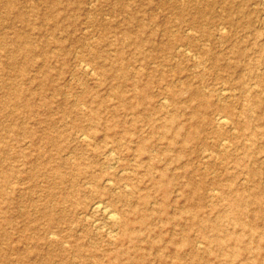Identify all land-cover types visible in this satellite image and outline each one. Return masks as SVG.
<instances>
[{
  "label": "rangeland",
  "instance_id": "obj_1",
  "mask_svg": "<svg viewBox=\"0 0 264 264\" xmlns=\"http://www.w3.org/2000/svg\"><path fill=\"white\" fill-rule=\"evenodd\" d=\"M172 1L167 0L163 3V0H61L59 4L61 9L55 11L58 15L54 19L51 16L46 17L49 7L45 0H17L15 8L8 15L5 13L7 9L5 0H0V175L2 176V173L6 171H15L8 177L10 181L7 184L1 178L3 193L0 197V264H107L109 262L108 258H104L101 254V249L109 248L106 240L95 235L98 232L96 231L97 222L100 226V235L107 229V225L101 215L95 213L90 215V211H86L82 206L97 196L96 190L93 188V191L92 187L86 185L87 179L85 178L82 181L80 178L76 182L61 183L51 179L52 177L48 174L51 166L62 158L81 155L84 164H92L93 168L105 173L114 169H126L124 176L114 175L117 180L116 187L120 189L128 183L126 187L131 191L134 200L142 196L147 197L146 203L142 205L143 213H148L146 220L154 229L145 233V241L136 243L138 248L131 249L130 253L122 255L112 264H181L186 262L185 257L177 259L174 256L172 253L174 245L168 242L173 236L182 238L185 234L186 247L193 242H198L203 245L210 244V248L215 250L210 257L209 255L202 256L199 260L197 259V262L191 264H221L222 261L219 259L222 256L217 255L219 251L215 241L212 240L213 227L210 225L217 221L216 215L226 208L227 202L218 195L229 182L246 181L249 166H254L259 171L257 178L264 184V162L261 158L258 159L264 156V138H262L264 137V125L258 134L259 138L255 139L248 131L243 132L239 123L233 124L232 122L228 125L229 127L217 128L215 113L223 109L224 104H230L233 111L226 113L236 120L241 114L244 101L238 97L219 98L215 91L224 84L237 82L244 72L235 70L234 67L213 66L211 56H204L201 51V46L206 43L204 28H199L191 22L190 17L193 14L191 8L179 15L171 8ZM244 1L248 3L246 6L248 13L246 19L242 18V22L244 23L245 20L250 23L244 25L239 23L236 28L224 24L222 28L223 30L227 28L225 33L230 41L222 43L216 38V42L211 46L214 52H222V50L226 51L228 46L230 48L232 42L237 41L236 39H243L245 43L242 45L248 50L247 60H257L261 54L264 55V52L257 50L253 44L257 39L255 37L257 33L264 35L263 22L260 17H257L264 6L262 0ZM127 5L128 10L124 9ZM18 10H24L25 17L27 16L32 24L17 20ZM130 14L137 15L139 19L147 22L144 37H152L154 42L160 43L158 47L155 46L156 48H152L151 45L144 47L145 50H150L154 54L155 58L149 62L143 60L135 44H127L120 39V32L129 26L127 18ZM260 14L264 16L262 12ZM199 23L203 25L205 21L201 20ZM54 24L58 26L54 28ZM138 24L137 20L131 23L133 37L137 36ZM167 26L169 32H167ZM32 27H34L33 30ZM25 31H33V40L37 41L39 46L41 42L46 41L39 50L40 55L36 57L41 58L48 52L49 66H43L39 70L40 60L32 64L29 62L26 72L22 74L19 68L22 63H25V57L17 54V65H12L9 62L11 45H5V42L15 44L14 39L17 34ZM214 32L217 36V31L214 30ZM191 40L193 45L186 49L190 56L182 58L178 47L181 43L191 42ZM61 42L66 48L62 55L65 60L53 52ZM168 43H173V46L166 47ZM204 47L208 48L209 45ZM117 51L121 52L124 62L128 64L130 76L122 87L128 99H135L132 85L135 77L131 75L141 67L146 69L140 77L142 82H150L148 93L151 95L153 113L152 117H147L145 111L141 114L138 112L139 120L136 122L135 129H139L142 134L154 139V147H148V151L143 156L147 157L151 151L155 155L159 154L162 161L156 163L157 167L170 168L168 176L164 179L168 185L167 193L156 184L160 180L157 174L148 173L145 166L138 165L140 163L134 154L136 143H130L129 146L110 143L107 148L112 149L114 158L110 160V164L117 166L113 167L103 163L104 157L102 161L93 162L86 146L77 138L81 130H86L90 126V110L93 99L96 98H107L108 100V107L98 109L103 125L108 121H115L116 129H122L133 121L134 109L122 107L119 99L112 93L113 88L120 81L110 71L102 73L103 70L99 67V63L102 62L109 64L108 58H112ZM228 57L225 55L224 60ZM86 61L90 63L89 67L93 68L89 73L85 70ZM105 68L108 67H103ZM251 69L254 72L264 71V66L256 63L252 68L248 67L245 70ZM5 82L13 85L19 84L23 87L25 94L32 92L36 104L34 113L23 110L14 100L1 105L7 95L6 87L1 88ZM170 86L181 88L177 96V104L161 108L160 100L168 97L166 88ZM188 86L196 90L200 89L213 102L211 109L201 108L202 113L198 119L206 121L205 124L203 122L202 125H194L190 121L204 96L197 94L196 90H194L196 93L191 92ZM115 107L117 108L114 113L113 108ZM173 113L176 115L177 123L183 126V133L197 131L196 136L190 138L189 145L185 148H181L179 144L175 147L168 146V139L162 137L154 129V125L162 123L163 117L171 116ZM76 116H78V121L72 123L71 121ZM153 120L155 122H152ZM261 121L256 120L255 122L258 128L263 124ZM8 125L22 127L15 132H10ZM49 126L52 127L48 128ZM26 127L34 133H26ZM50 129L65 145V151H60L54 144L46 141L44 136ZM60 133H65L63 134L65 137ZM98 133V136L91 139L92 147L104 143L102 131ZM170 136L171 133L168 134V137ZM224 138L228 139L227 142L222 140ZM224 141L226 146L221 144ZM68 149H73L74 152L68 154L66 153ZM176 153H180L181 161L187 163L188 168L182 170L175 168L176 164L167 163ZM187 181L193 184H183ZM262 186L258 189L264 192ZM72 189L75 191L72 196H69L67 193ZM189 195H192L191 198L186 200ZM162 200L166 201L162 217L176 213L180 207L196 210L197 205L202 203L200 216L207 220L206 224L209 226L206 224L202 226L189 220L179 226L175 233L171 223L160 221V218L156 219L157 217H149L154 212L153 210L159 209ZM74 202H78V205ZM257 206L254 202L250 208L256 209ZM45 207L53 210V219L42 212ZM50 220L53 226L51 228L53 233L50 234L56 236L60 244L47 243L40 238L46 227H49ZM262 222L264 223V219ZM160 224L165 225L163 229ZM260 225L264 228V225ZM181 227H186V231H181ZM220 227L234 232L242 229L240 224L228 219L221 220ZM206 235H211L209 240L204 237ZM246 239H248L247 236ZM246 242L250 244L249 240ZM70 243L82 244L86 248L80 253L75 251V248L72 249ZM167 243L169 245L166 247ZM256 243L257 240L252 242L253 245ZM93 245L95 247H92ZM35 246L40 248V254L31 255L26 259L25 257L19 258L18 252ZM90 246L96 248L98 252L91 250ZM161 248L166 253L162 259L157 254L158 249L160 251ZM6 257L14 259V262L8 263ZM256 258L258 263L264 264L261 258Z\"/></svg>",
  "mask_w": 264,
  "mask_h": 264
},
{
  "label": "bare ground",
  "instance_id": "obj_2",
  "mask_svg": "<svg viewBox=\"0 0 264 264\" xmlns=\"http://www.w3.org/2000/svg\"><path fill=\"white\" fill-rule=\"evenodd\" d=\"M16 1L17 0H5L7 5V9L5 12L6 15H8L15 8ZM45 1L48 3V7H49V11L46 13V17L51 16L52 18L55 19L58 15L55 14V11L57 9L58 10L61 9L59 8V4L61 3V0H53V1L45 0ZM166 2L167 0H163V3ZM262 4L264 6V0H262ZM170 6L179 15L183 14L184 11H186L188 8L192 9L193 14L190 17V20L197 27L204 28L203 34L206 36L205 37L206 43L204 44V46L209 45L208 48L201 46L202 49L201 51L202 53H204V56L206 55L211 56L212 58L211 64L213 66L217 67V65H219V66H223L224 68L234 67L235 70L244 72L243 74H241V77L237 82L229 85L224 84L215 91L219 98L229 99L232 97H238L240 100L244 101V106L241 108V114L239 115V118H237L236 120L230 118V116L227 115V113L229 112L231 113L233 111L230 108V104H224V108L215 113L214 119L217 128L221 129L223 127L232 124V122L233 124L239 123L240 128L243 130V132L248 131L254 139L259 138L258 134L260 131H262L264 125V71L254 72L252 69L248 71L245 69H247L248 67L252 68L256 63H259L264 66V55L261 54L260 58H258L257 60H252V59L247 60L248 50L246 47L242 45L245 43L243 39L241 40L236 39L237 41L235 40L236 42H232L230 48L228 46L226 48V51L222 50V52H214L211 46L212 43L216 42L215 41L216 38L222 43L224 42L227 43V41H230L228 39L229 38L228 35H226L225 33L227 28L224 30L222 28L224 27V24L230 25L231 28H236V26H238L239 23L240 24L242 23L243 25L250 23L249 21H245V20L244 23L242 22V18L246 19L247 17L246 15L248 11L246 10V6H248V3L245 2L244 0H173L170 3ZM124 9L128 10L129 9L128 5L124 7ZM260 12L264 14V7L260 9ZM259 14L257 15V17L261 18L264 26V16H261V14L260 15ZM25 15L26 12L24 10L23 11L18 10L16 14V19L32 24L29 21V18H27V16L25 17ZM134 20L139 21L136 37L132 36L133 31L130 27L131 23ZM201 20L205 21L203 25L199 23V21ZM216 21L218 23H215ZM127 23L129 26H127L125 29H123L120 32L121 33L120 39L122 40V42L127 44L128 43L135 44L137 50H139L138 52L140 53V55L142 56L145 62H149L152 59H154L155 57L153 52L150 50H145L144 47L146 45H151L152 48H156L155 46L158 47L160 43L154 42L152 37L143 36V33L147 30L146 27L147 22L143 19H139L137 15L130 14L127 18ZM57 26L58 24H54V28H56ZM166 28H167V32H169L170 31L169 27L167 26ZM33 29L34 27H32V30ZM214 30L217 31V36ZM32 33L33 31L19 32L16 38L14 39L15 44H11L10 42L9 43L5 42V45L7 44L11 45V46L9 45L10 46L9 62L12 65L14 64L17 65L16 64L17 54L23 55L25 57L26 59L25 63H22L21 66L18 63V65L20 66L19 71L22 74L26 72V69L28 67L27 63L29 62H31L32 64L40 60L41 65L39 66V70H41V67L43 66L46 67L49 66L47 63L49 58L48 52L45 53V56L41 58L36 57L37 55H40L38 54L39 50L40 48H42V45L43 46L45 45L46 41L41 43L39 42L40 43L39 46L37 41L33 40ZM255 37L257 39L253 44L255 45L257 50H261L263 53L264 35L263 33H257V36ZM192 45H193L192 40L191 42L186 41L179 45L178 51L179 53L181 52L180 56L182 58H187L190 56L186 52V49L190 48ZM167 46L172 47L173 43H168L166 47ZM197 47H199V45ZM65 49L66 48L63 42H61V44L53 52H55L56 55L62 57V55H64L63 51H65ZM113 55L114 56L112 58H108L109 64L108 62L105 63L102 62L99 63V67L102 68L103 70L102 73L110 71L112 75L120 81L118 85L113 88L112 93L114 97H117L119 99L122 107L134 109L133 121L129 122V124L127 125H125L124 123L125 126L122 129H116L115 121L114 122L108 121L103 125L102 118L98 109L101 110L102 107L105 106L108 107V100L107 98L106 99L96 98L93 99V104L90 110V115H89L90 126L86 130H81L78 133L77 138L86 146V150L88 154H90V156L93 158V162L94 161L97 162L101 160L102 157H104L105 160H103V163L113 167H117V166L110 164V160L114 159L112 156V149L109 150L107 148L109 147L110 143L115 142L116 145L118 144L128 145L130 143H136V150L134 154L137 156L138 162L140 163L138 165L145 166L148 173L157 174V177H160V180H158L156 184L160 186L163 190H165V192L167 193L168 185L164 179L168 176L170 168L169 167L166 168V166L164 168L157 167L156 163L162 161L159 154L155 155L151 151V153L147 157L143 156V154L148 151L149 149L148 147H154L155 145V143H153L154 139L149 138L146 135L142 134V132L139 129L137 130L135 129L137 125L136 122L137 120H139L138 119L139 116L137 115L139 114L138 112H140L141 114L145 111L144 113L145 115H147V117H152L151 115L153 113L152 111L153 107L151 105L152 104L151 95L148 93L150 82L147 81L144 83L142 82L140 77L144 74L146 69L145 67H141L137 69L134 74L131 75L132 77H135L133 79V84H132L135 99L130 100L126 97L122 88L124 82L130 76L128 70V64L124 62L121 52L117 51ZM225 55L229 56L226 60H224ZM62 58L63 60H65V57ZM89 66L91 65L89 62H87V67L85 68L86 73H89L93 69V68L91 69ZM103 67H108V68L103 69ZM45 72L48 74L47 71ZM2 86L6 87L7 95H6V99L2 101L1 105H5L9 101L14 100L15 103H17V106L21 107L23 110L30 113L35 112L34 107L36 104L32 97V92L25 94L23 87H21L19 84L13 85L5 82L4 85L3 84L1 85V88ZM166 89H167L168 97H164L160 100L161 108H167L168 105L170 104L176 105L177 96L179 91L181 90V88L177 89L173 86L167 87ZM188 90H191V92H195L194 90H196V88H193L192 86H188ZM196 91L198 92L197 94L204 96L203 97L204 99H202V101L199 103V108L198 110L194 111L190 121L194 125L197 124L202 125L203 122L205 124L206 121H200L198 119L199 115L202 113L201 108H203L204 110L211 109V107L213 106V102L208 97V95L202 93L200 89ZM116 108L117 107L113 108L114 113ZM154 119L156 120V118ZM208 120L209 122H211L209 118ZM256 120L263 121V124L261 125L262 128L261 127L258 128V126H256L255 123ZM77 121H78V116L73 118L71 122L73 123ZM152 122L155 121L153 120ZM180 125L181 124L177 123V118L175 113H173L171 116L163 117L162 123L158 125H154V129L156 132H159V134L162 137L168 139L167 141L168 146L175 147L177 144H179L181 148H185L189 145L190 138L196 136L195 132L197 131L183 133L182 132L183 126ZM19 127L22 126L8 125L7 128L10 132H15L19 129ZM23 127L25 128L24 125ZM51 127L49 126L48 128ZM101 131L104 135V140H103L104 143L92 147L91 139L98 136L99 134L98 132ZM25 132L34 133V131L32 132L30 129H27V127L25 129ZM52 132L53 131L51 129L48 132H46L44 136L46 141L48 143L51 142L52 144H54L57 147V149H59L60 151L62 152L65 151L66 149L65 145L62 144L59 141V139L56 137L57 135H54V133ZM169 133H171L170 137H168ZM63 134H61V136L65 137V135ZM222 140H225V138ZM227 140L228 139H226L225 141L227 142ZM225 141L221 143L222 146H226ZM0 144H1V140H0ZM73 152H74L73 149L71 150L68 149L66 153L70 154ZM217 153L218 152H216V154ZM113 154L117 155L115 153ZM259 158H261V160L264 162V156L258 157V159ZM167 163L176 164L177 167L175 168H179L182 170L188 168V164L181 161L180 153H176L174 156H172ZM125 172L126 169L123 168L121 170L114 169L113 171H107L105 173L100 169L93 168L92 164H84L82 155L77 157L74 156V157L62 158L59 162L51 166L50 170L48 171V174L52 177L51 179L58 180L61 183L63 182L67 183L70 181L76 182L80 178H82L81 179L82 181L85 178L87 179L86 185L96 190L97 196L82 206L86 211L87 210L90 211V215H93V213H95L96 215L97 214L101 215L107 225V229L102 232V235H100L99 234V232H101L99 230L100 226L97 222L96 226L98 227V229H96V231L98 232L95 233L97 237L99 235V238H101L102 240H106L109 246V248L101 249V254L104 256V258L105 257L108 258L109 262H107V264H112V262H114L116 259H119L122 255L130 253L131 249L136 248L138 246L136 245L137 242H143L146 240L145 233L148 230L151 231L154 229V227H151L152 226L151 223L146 220L148 217V213L146 212L143 213L144 209L142 205L146 203L147 197L142 196L134 200L133 197L131 196V191H129L127 189L128 187H126L128 183L126 186L120 187V189L116 187L117 180H115L114 175L117 174L118 176L120 175L124 176L126 174ZM14 173L15 171L10 170L3 172L2 176L0 175V197H1V193H3V190L1 189V178L7 184L10 181L8 177L10 175H13ZM246 174H248L246 181L242 183H232L233 181L229 182L228 184L225 185L223 191H220V195L216 194L219 196V198H222L227 202L225 206L226 208H224V210L221 211V213L216 215L217 221L210 224L213 227L212 240L215 241L217 250L219 251V254L217 255L222 256V258L216 256L217 258L219 257L220 258L219 260L222 261L220 262L221 264L222 263L223 264H260L257 262L256 257L261 258L262 262L264 263V228L261 227L260 225V224L264 225V223L262 222L264 219V192L259 190L261 189L260 186L264 184L262 183V180H259L257 178V176H259V171L256 168H254V166H249L247 168ZM185 183L186 185L193 184L188 181L184 182L183 184ZM197 186L199 185L197 184ZM74 191L75 189H72L71 191H68L67 194L69 196L70 195L72 196ZM191 196L192 195H189L186 198V200H189ZM162 202H160L159 204L160 205L159 209L153 210L154 212L151 214L149 213L150 218L157 217L156 219L160 218L159 219L160 221L171 223L172 229L174 231L177 230L179 226H182L183 223L189 220H191L193 223H197L199 225L205 226L207 220L200 216V210H201L200 207L202 203L197 205L198 209L196 210H193L188 207H180L178 211H176V213L172 215H168L166 217H162L164 212L163 211L164 205L166 201L162 200ZM254 202L258 205L257 206L258 209L250 208V205ZM74 203L78 205V202H74ZM0 209H1V200H0ZM52 211H53L52 209H48L47 207L42 209V212L50 216L51 219L54 218ZM225 219L240 224L242 226L241 231L234 232L220 227L221 220H225ZM51 222L52 221L50 220L49 227H46L43 236H40V238L44 239L45 242L47 243L60 244L59 242L60 240L56 239L55 238L56 236H54L53 234L52 235L50 234L53 233L51 229L53 227L51 226ZM160 226H162L161 229H163L165 225L160 224ZM206 226L209 225L206 224ZM181 231L185 232L186 227L184 228L181 227ZM175 233L177 232L175 231ZM246 236L248 237V239H246ZM185 237L178 238L173 236L168 241L169 243L174 245V249H172V253L177 259H182L183 257L187 259L186 262H183L181 264H191L197 262L200 259V257L205 255L206 256L209 255L208 257H210V255L215 252V250H212L210 248L211 247L210 244L209 246V245L199 244L198 242H193L192 244H189L188 247H186L187 242ZM204 237L207 240H209L211 235H206ZM248 240L250 241V244L246 242ZM255 240H257V243L256 245H253L252 242H254ZM0 243H1V233H0ZM169 243L166 244V247L169 245ZM70 246L72 249L75 248L74 250L80 253L84 252L86 248L85 245L78 243L77 244L70 243ZM92 247H95V245H93ZM92 247L91 250L98 252L96 248H92ZM16 250L20 251V249H16ZM23 250L24 251L18 252L19 258L25 257L24 259H26L31 255L40 254L41 252L38 246H35L34 248L29 247ZM163 250L164 249L161 248L160 251L162 252L160 253L158 249L157 254L160 257V259L166 256V253ZM6 259L8 263L14 262V259L12 258L8 259L6 257Z\"/></svg>",
  "mask_w": 264,
  "mask_h": 264
}]
</instances>
